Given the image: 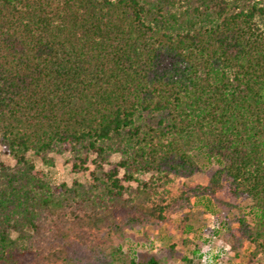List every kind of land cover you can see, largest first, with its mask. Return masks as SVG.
I'll list each match as a JSON object with an SVG mask.
<instances>
[{
    "label": "trees",
    "instance_id": "obj_1",
    "mask_svg": "<svg viewBox=\"0 0 264 264\" xmlns=\"http://www.w3.org/2000/svg\"><path fill=\"white\" fill-rule=\"evenodd\" d=\"M0 148V264H108L224 188L264 251V0H0ZM66 152L88 183L35 168Z\"/></svg>",
    "mask_w": 264,
    "mask_h": 264
},
{
    "label": "rangeland",
    "instance_id": "obj_2",
    "mask_svg": "<svg viewBox=\"0 0 264 264\" xmlns=\"http://www.w3.org/2000/svg\"><path fill=\"white\" fill-rule=\"evenodd\" d=\"M52 165L35 162L50 184L64 183L70 186L73 181L88 183V172L73 173L70 153L52 155ZM0 159L12 166L14 159L1 152ZM112 161L117 157L112 156ZM216 163L187 179H174L168 184L172 197L187 193L190 189L209 185L212 170ZM224 183V182H222ZM215 200L193 198L189 206L167 214L164 222L141 229H127L121 240H116L112 251L114 258L108 264L146 263L150 258L158 264H264V251H256L254 245L239 237L237 218L245 216L250 201L235 199L228 188L218 190Z\"/></svg>",
    "mask_w": 264,
    "mask_h": 264
}]
</instances>
